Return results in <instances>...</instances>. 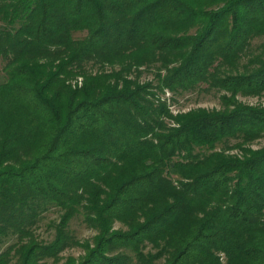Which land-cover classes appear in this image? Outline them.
Instances as JSON below:
<instances>
[{
  "label": "trees",
  "instance_id": "1",
  "mask_svg": "<svg viewBox=\"0 0 264 264\" xmlns=\"http://www.w3.org/2000/svg\"><path fill=\"white\" fill-rule=\"evenodd\" d=\"M255 34L264 0H0V264H47L79 210L96 233L61 264H264V105L235 97L264 94V61L217 75ZM150 65L160 91L229 95L172 115L128 76ZM228 138L236 153L194 152Z\"/></svg>",
  "mask_w": 264,
  "mask_h": 264
},
{
  "label": "rangeland",
  "instance_id": "2",
  "mask_svg": "<svg viewBox=\"0 0 264 264\" xmlns=\"http://www.w3.org/2000/svg\"><path fill=\"white\" fill-rule=\"evenodd\" d=\"M84 31H77L72 33L73 38H82ZM260 61H264V35H252L247 45L241 51L236 65L234 68L220 67L218 70V76H222L224 73H234L235 71L248 73L253 68L257 67ZM4 61L0 58V82L5 79V73L3 71ZM89 69L95 71L96 65L89 64ZM102 70L109 72V67H103ZM157 66H140L132 69L128 74L130 78H135L139 82H148L150 84L149 94L154 102L157 100L164 105V107L174 115L177 112H184L188 109L193 108H204V109H216L221 107V98L229 95L228 91L221 89L217 85L210 83L199 82L197 84L189 86L175 87L172 90L164 89L160 91L157 88L158 75ZM79 77L77 83H79ZM74 83V80L71 81ZM236 99L240 102L247 104H263L264 105V94L260 93L257 95H244L236 93ZM164 123L170 124V119H164ZM237 138H228L225 141L218 142L212 149L207 147L195 148L194 152L198 154H206L212 150H223L227 153H236ZM264 144V136L254 139L249 143V147L257 148ZM61 210L55 206L50 205L38 219L34 228V237L41 243L49 242L55 235V227L59 221V214ZM114 227H120L118 222L114 223ZM65 235V245L53 256L46 259L47 264H61L67 257H71L74 263L79 261L85 251L86 245H91L92 238L96 233L94 227L86 223L83 213L79 210L73 217H71L63 229ZM8 241L7 243H9ZM149 246H146L143 251L148 250ZM116 251H120L123 254L133 257V251L131 248H117ZM219 259L223 261V254L219 253ZM14 258L8 264H12Z\"/></svg>",
  "mask_w": 264,
  "mask_h": 264
}]
</instances>
